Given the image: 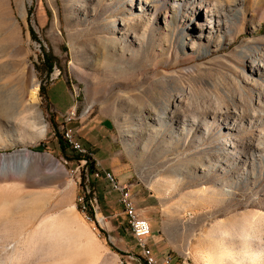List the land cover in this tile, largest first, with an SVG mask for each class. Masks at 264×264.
I'll return each mask as SVG.
<instances>
[{
	"label": "rangeland",
	"instance_id": "374dc122",
	"mask_svg": "<svg viewBox=\"0 0 264 264\" xmlns=\"http://www.w3.org/2000/svg\"><path fill=\"white\" fill-rule=\"evenodd\" d=\"M66 126L86 153L61 147ZM96 152L158 257L232 264L250 229L264 237V0H0V264H146L119 192L93 183Z\"/></svg>",
	"mask_w": 264,
	"mask_h": 264
},
{
	"label": "bare ground",
	"instance_id": "6f19581e",
	"mask_svg": "<svg viewBox=\"0 0 264 264\" xmlns=\"http://www.w3.org/2000/svg\"><path fill=\"white\" fill-rule=\"evenodd\" d=\"M29 94H30V98H29V104L25 103L23 100L21 101V105L22 107L29 113H36L39 112L38 108H37V104L39 102V86L37 83H33V85L30 87L29 89ZM72 116L73 119L76 118L77 116V109L74 108L72 109ZM43 131L44 127H43ZM87 151H82V154L86 153ZM21 152H14L12 154H8L5 155L4 157L2 156L1 158V166L3 168H14L16 166H21V167H25L28 164L31 163V157H33V154L30 150H25L23 151V157H21V159L18 157V154ZM46 158H50V156H45ZM54 169L55 171H60L63 172L65 170V168L63 167V165H61L60 163H58L57 161L54 163ZM8 170V169H7ZM102 176H99L98 178H101ZM105 179L106 178H112V172L107 171L105 172ZM113 188L115 190H119L121 191V193H123V186L122 185H112ZM81 210L83 211V213L85 214V217L87 220H90L92 222H96L95 218L92 217H88V204L87 201H83L82 205H81ZM125 214L128 217V220H133V212L132 210H125ZM144 225H149L147 227V238H142V242H141V250H142V256L144 257V259L146 261H148L149 264H157L156 261L151 260L150 254H144V251H152V249L149 247L148 245V241L147 239L149 238V236L151 235L152 231H151V227H150V223L147 219H144ZM132 233L136 239V231L132 230ZM245 238V237H244ZM258 240L259 243H263L264 244V237L259 235L253 228L250 229V233L247 235L246 239H244L245 243L247 244L246 246H242L241 251L238 252H233V251H228L227 256H222V259H230L232 264H242L241 260H240V256L239 254H241V256H243L245 258V260L247 259H251L253 261L252 264H255L256 262H260L261 261V252L254 246V242ZM139 245V242H137ZM170 260V259H169ZM251 264V263H250Z\"/></svg>",
	"mask_w": 264,
	"mask_h": 264
},
{
	"label": "built area",
	"instance_id": "2783aa9c",
	"mask_svg": "<svg viewBox=\"0 0 264 264\" xmlns=\"http://www.w3.org/2000/svg\"><path fill=\"white\" fill-rule=\"evenodd\" d=\"M72 110L68 114L66 123L69 124L73 121ZM63 138L65 142L76 152L82 153V151H87L81 140L77 137L76 131L70 127H65L63 130ZM93 178L98 179L99 176H105V170L97 169L92 173ZM106 181L112 187V185H122L123 193H119V202L122 205L124 212L125 210H132L133 220H128L131 230L136 231V241L139 242L141 247L142 238H147V227L149 225H144V217L137 205L134 193L131 191L130 187L126 184L119 182L117 176L112 171V178H106ZM80 200H87L88 204V217L95 218L99 222V198L94 190L91 180L84 184L82 191V197H78ZM144 251V254H150L151 260L157 262V264H173V261L169 260V253H165L162 257H158L157 254L152 251ZM183 264H189L187 259H184Z\"/></svg>",
	"mask_w": 264,
	"mask_h": 264
},
{
	"label": "crops",
	"instance_id": "0c3cea01",
	"mask_svg": "<svg viewBox=\"0 0 264 264\" xmlns=\"http://www.w3.org/2000/svg\"><path fill=\"white\" fill-rule=\"evenodd\" d=\"M72 123V122H71ZM76 135H77V137L81 140V142H82V140L84 141V139H81V136H84L82 133H77L76 132ZM83 143V142H82ZM83 145L85 146V143H83ZM98 156H99V152L97 153H94V158L96 159V162H97V168L98 169H100V170H105V172H107V171H110V172H112V169H110L111 167H110V165H108L107 163H105V162H103V161H101L99 158H98ZM114 172V171H113ZM115 173V172H114ZM116 175V174H115ZM117 176V175H116ZM92 178H93V176H92ZM104 179V180H106L105 179V177L104 176H102L101 178H98V179H95V178H93V183L95 182L96 183V180H100V179ZM118 178V177H117ZM118 180H119V182H121V183H123L119 178H118ZM91 184H92V182H91ZM123 184H125V183H123ZM113 190H115L114 188H113ZM115 191H117V192H119V193H121V191H119V190H115ZM134 196H135V194H134ZM135 199H136V197H135ZM137 202V201H136ZM138 205V204H137ZM139 210H140V208H139ZM140 212H141V210H140ZM141 214H142V212H141ZM143 215V214H142ZM144 216V215H143ZM145 217V216H144ZM144 219H147V217L146 218H144ZM148 221H149V223H150V227H151V231H153V229H152V224H151V222H150V220L149 219H147ZM152 234V233H151ZM151 236V235H150ZM149 236V237H150ZM149 242V241H148ZM150 243H148V245H149ZM149 247H150V245H149ZM152 247V246H151ZM150 247V248H151ZM153 249V248H152ZM173 264H175V256L173 255ZM170 259V258H169ZM183 262V261H182ZM181 262V264H183Z\"/></svg>",
	"mask_w": 264,
	"mask_h": 264
},
{
	"label": "trees",
	"instance_id": "16d2710c",
	"mask_svg": "<svg viewBox=\"0 0 264 264\" xmlns=\"http://www.w3.org/2000/svg\"><path fill=\"white\" fill-rule=\"evenodd\" d=\"M33 35H34V37H37L36 34H35L34 32H33ZM45 56H46V57H45L46 62L49 63V64H48V70H49V72H52V70H53V68H54L55 60L52 59V58H50V56H49L48 54H45ZM63 140H64V139H60L59 142H60L61 147H62V148H65V146L63 145ZM144 260H145V259H144ZM145 263H146V264H149L148 261H146V260H145Z\"/></svg>",
	"mask_w": 264,
	"mask_h": 264
}]
</instances>
